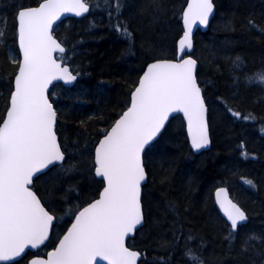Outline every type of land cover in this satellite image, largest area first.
I'll return each mask as SVG.
<instances>
[{
    "label": "trees",
    "instance_id": "obj_1",
    "mask_svg": "<svg viewBox=\"0 0 264 264\" xmlns=\"http://www.w3.org/2000/svg\"><path fill=\"white\" fill-rule=\"evenodd\" d=\"M42 1L0 0V124L20 62L17 13ZM187 1L91 0L87 17L68 19L55 31L66 48L59 59L78 81L50 92L67 158L40 176L34 190L63 224L57 229L64 231L98 198L103 182L94 176L96 145L129 107L146 66L176 57ZM213 2L216 16L207 32L196 35L194 53L212 149L194 155L184 122L176 117L146 151L145 225L129 242L142 254L140 264H264V83L254 79L264 73V0ZM118 23L131 35L117 31ZM221 186L249 218L236 232L213 199ZM56 243L51 240L34 256H45ZM189 249L199 261L186 255ZM29 256L13 264H28Z\"/></svg>",
    "mask_w": 264,
    "mask_h": 264
},
{
    "label": "snow or ice",
    "instance_id": "obj_2",
    "mask_svg": "<svg viewBox=\"0 0 264 264\" xmlns=\"http://www.w3.org/2000/svg\"><path fill=\"white\" fill-rule=\"evenodd\" d=\"M213 8L212 0H192L188 5L185 32L179 40L181 54L192 48L193 25L206 26ZM88 11L86 0H43L38 7L21 8L17 13L23 59L18 62L7 117L0 124V262L5 264L49 237L54 217L29 185L37 173L64 160L54 131L56 112L46 95L49 85L55 80L76 79L54 58V53L63 54L65 48L53 37L52 26L64 13L82 16ZM119 11L117 3L116 13ZM115 27L131 35L123 24ZM195 68L196 61L191 58L156 62L147 68L131 95V106L95 150V175L102 178L103 191L75 217L46 264H97V258L107 264H137L140 253L126 247L125 241L144 222L141 186L146 172L141 154L146 145L173 113H183L186 118L194 149L209 144L206 107ZM254 79L264 83V73H257ZM216 196L231 232H236L247 220L245 212L228 199L224 189ZM186 255L199 261L191 249Z\"/></svg>",
    "mask_w": 264,
    "mask_h": 264
},
{
    "label": "water",
    "instance_id": "obj_3",
    "mask_svg": "<svg viewBox=\"0 0 264 264\" xmlns=\"http://www.w3.org/2000/svg\"><path fill=\"white\" fill-rule=\"evenodd\" d=\"M89 1L90 0H86V2L88 3V5H89V11L87 12V13H84L82 16H75L73 13H64L62 16H61V18H60V20H58V21H56L54 24H53V26H52V35H53V37L60 43V41L55 37V31H56V29L65 21V20H67V19H70V18H75V19H81V18H85V17H87L89 14H90V11H91V6H90V4H89ZM43 2V1H42ZM41 2V3H42ZM192 2V0H188L187 1V4H186V6H185V8H184V11H183V15H182V30H183V33H182V36L180 37V39H182L183 38V35H184V32H185V25H184V13L187 11V9H188V5L190 4ZM40 3V4H41ZM212 3H213V5H214V8H213V13L211 14V16L209 17V21H208V24L205 26V25H200L199 24V22H197L196 24H194L193 25V29H192V33H191V41H192V48L190 49V50H185V53L184 54H181L180 52H179V40H178V42H177V49H176V57L174 58V59H157V60H154V61H152V62H150L147 66H146V68H145V70H144V72H143V74H142V76H141V78L143 77V75H144V73L147 71V68L151 65V64H153V63H156V62H163V61H168V62H179V61H181L182 59H186V58H191V59H194L195 61H196V68H195V76H196V79H197V84H198V86L200 87V89H201V95H202V98H203V100H204V103H205V107H206V113H205V119H206V123H207V132H208V139H209V144H208V146L206 147V148H202V149H200V150H196V149H194L193 147H192V139H191V135L189 134V131H188V123H187V120H186V118H184V116H183V113H173V114H171L170 116H169V118H168V120L165 122V125H164V127H163V129H161V131H160V133L155 137V139L154 140H152L150 143H149V145H146V147H145V150H144V152L141 154V158H142V164H143V166H144V169H145V172H146V180L142 183V186H141V205H142V213H143V217H144V210H143V204H142V198H143V188L147 185V183H148V174H147V171H146V168H145V165H144V155H145V152L147 151V149L148 148H150L156 141H158L159 139H160V137L162 136V134H163V132L165 131V129H166V127L168 126V124L170 123V121L174 118V117H177V116H180L182 119H183V121H184V125H185V130H186V134H187V139H188V142H189V146H190V148H191V151L193 152V154L194 155H200V154H202V153H204V152H208V151H210L211 149H212V139H211V132H210V125H209V108H208V106H207V103H206V101H205V98H204V94H203V90H202V87L200 86V84H199V81H198V77H197V72H198V68H199V63L197 62V60L193 57V55H194V53H195V37H196V35L200 32V33H205V32H207L208 31V29H209V27H210V25H211V23H212V21L214 20V18H215V16H216V6H215V4H214V2H213V0H212ZM39 4V5H40ZM38 5V6H39ZM38 6H36V7H38ZM26 9V8H25ZM17 31H18V20H17ZM61 46L62 47H64L62 44H61ZM65 48V47H64ZM18 50H19V55H20V62H22V59H23V57H22V53L20 52V49H19V40H18ZM65 52H66V49H65ZM65 53H63V54H60V53H54L53 55H54V58H56L57 59V55H64ZM57 62L58 63H61V67H67L68 69H69V73L71 74V75H74L75 77H76V79L75 80H73V81H70V82H66L65 80H55V81H53L50 85H49V88H48V90H47V93H46V95H48V98H49V95H50V92H51V89L55 86V85H57V84H63L65 87H67V88H72L76 83H77V81H78V76L74 73V71L71 69V67L70 66H68V65H64L63 63H62V61H60V60H58L57 59ZM140 78V79H141ZM14 82H15V78H14ZM139 86V82H138V84H137V86L136 87H138ZM135 90V89H134ZM13 91H14V83H13ZM134 92V91H133ZM132 92V93H133ZM132 95V94H131ZM49 102L50 103H52L51 102V100H50V98H49ZM52 105H53V109H54V111L56 112V109H55V106H54V104L52 103ZM131 106V100H130V105H129V107ZM9 107H10V101H9ZM128 107V108H129ZM127 108V109H128ZM127 109L125 110V111H127ZM124 111V112H125ZM122 115V114H121ZM6 117H7V112H6V114H5V118L4 119H6ZM121 117V116H120ZM119 117V118H120ZM118 118V119H119ZM116 123V122H115ZM115 125V124H114ZM113 125V126H114ZM56 126H57V112H56V122H55V126H54V131L56 132ZM112 126V127H113ZM111 127V128H112ZM111 128L107 131V132H110V130H111ZM56 135H57V141H58V143H59V145H60V148H61V151H62V153L64 154V160H63V162H57V163H54L53 165H49V167H48V169H45L43 172H41V173H37L36 174V176H34V178H33V183L31 184V185H29V188L32 190V191H34V189H33V187H34V183H35V181L40 177V176H42V175H44V174H46L48 171H50L52 168H54V167H56V166H59V165H62L65 161H66V158H67V156H66V154L64 153V151H63V149H62V146H61V143H60V141H59V136H58V134H57V132H56ZM106 135V134H105ZM105 135L100 139V141L101 140H103L104 139V137H105ZM100 141L98 142V144H97V146H96V148L99 146V143H100ZM96 148H95V150H96ZM94 163H95V151H94ZM94 176L96 177V179L97 180H100V181H102V178H100V177H97L96 175H95V171H94ZM103 182V181H102ZM105 186V184H104V182H103V187ZM220 189H224L226 192H227V195H228V199H230L233 203H235L242 211H244L245 212V214H246V216H247V220L245 221V222H243L241 225H239L238 226V229H239V227H241V226H243V225H246L247 223H248V221H249V218H248V215H247V213H246V211L236 202V201H234L233 200V198H232V196H231V193H230V190H229V188L228 187H220V188H218L216 191H215V193H214V202H215V204H216V208H217V210H218V212L220 213V215L222 216V218L228 223V225H230V222L227 220V217L224 215V211H223V209H221L220 208V205H219V203L217 202V196H216V193L220 190ZM103 191V188L101 189V191H100V193ZM34 193H36L35 191H34ZM100 193H99V196H100ZM37 194V193H36ZM99 196H98V198H99ZM37 197H38V199H39V196H38V194H37ZM97 198V199H98ZM97 199H95V200H97ZM40 200V199H39ZM95 200L93 201V202H95ZM41 201V200H40ZM42 203V202H41ZM92 203V202H91ZM42 205H43V203H42ZM89 205V204H88ZM88 205H86L85 207H87ZM44 206V205H43ZM45 207V206H44ZM84 207V208H85ZM84 208H82L80 211H82ZM45 210L46 211H48L47 210V208L45 207ZM79 211V212H80ZM49 212V211H48ZM79 212H78V214L76 215V216H78L79 215ZM49 214L50 215H52L50 212H49ZM54 217V216H53ZM75 222V219L73 220V222L71 223V225L68 227V229H67V231L65 232V234L60 238V240H62L63 239V237L67 234V232L70 230V228H71V226H72V224ZM55 223H56V218L54 217V219H53V223H52V226H51V228H50V230H49V237H48V239L42 244V245H40L39 247H37V248H35V249H26L25 250V253H23L22 255H21V257H18L15 261H12V262H6V264H13V263H15V262H18V261H20V260H22L28 253H35V252H37V251H39L41 248H43L47 243H48V241L50 240V238H51V236H52V233H53V229H54V225H55ZM145 225V218H144V222H143V224L142 225H140V226H138L137 227V229L134 231V233L133 234H131L129 237H127L126 238V241H125V246L126 247H128L130 250H133V249H131L129 246H128V241H130L131 239H133L135 236H136V234H137V232L143 227ZM59 240V241H60ZM59 247V242L57 243V245H56V247L53 249V250H51V251H49L48 253H47V255L45 256V257H41V256H35V257H32L30 260H29V262H28V264H33V262L34 261H43V262H45V264H46V262H47V260H48V258H49V255H50V253H52V252H54L55 250H56V248H58ZM133 251H136V250H133ZM138 252V251H137ZM138 253H140V252H138ZM141 260H142V255H141V253H140V257H139V259H138V261H137V264H140V262H141ZM0 264H5V262H0ZM97 264H107V261H100L99 260V258H97Z\"/></svg>",
    "mask_w": 264,
    "mask_h": 264
},
{
    "label": "flooded vegetation",
    "instance_id": "obj_4",
    "mask_svg": "<svg viewBox=\"0 0 264 264\" xmlns=\"http://www.w3.org/2000/svg\"><path fill=\"white\" fill-rule=\"evenodd\" d=\"M106 133H107V132H106ZM106 133H105V134H106ZM221 187H226V186H221ZM218 188H220V187H218ZM218 188H217V189H218ZM217 189H216V190H217ZM216 190H215V191H216ZM215 191H214V193H215ZM213 199H214V194H213ZM57 224H58V222H56V224H55V226H54L51 240H53V238H54V236H55V232H56V230H57ZM70 224H71V223H70ZM67 228H68V227H67ZM67 228L64 230V232L62 233V235L60 236V238H61V237L64 235V233L67 231ZM60 238L58 239V241L60 240ZM58 241H57V242H58ZM56 244H57V243H56ZM46 246H47V245H46ZM46 246H45V247H46ZM28 254H29V253H28ZM28 254H27V255H28ZM35 254H37V253H30L29 259L32 258ZM27 255H26V256H27ZM26 256H25V257H26ZM42 256H43V255H42ZM28 261H29V260H28Z\"/></svg>",
    "mask_w": 264,
    "mask_h": 264
},
{
    "label": "rangeland",
    "instance_id": "obj_5",
    "mask_svg": "<svg viewBox=\"0 0 264 264\" xmlns=\"http://www.w3.org/2000/svg\"><path fill=\"white\" fill-rule=\"evenodd\" d=\"M47 202H48L49 206L52 205V201L47 200ZM51 207H53V206H51ZM58 215L60 216L59 213H58ZM61 226H63V224L60 222V223L58 224V228L61 227ZM57 230H58V231H57ZM57 230H56V232H55V236H54V238H53L54 241H58V239L60 238V236H61L62 233L64 232V231L61 230V229H57Z\"/></svg>",
    "mask_w": 264,
    "mask_h": 264
},
{
    "label": "bare ground",
    "instance_id": "obj_6",
    "mask_svg": "<svg viewBox=\"0 0 264 264\" xmlns=\"http://www.w3.org/2000/svg\"><path fill=\"white\" fill-rule=\"evenodd\" d=\"M189 143V142H188Z\"/></svg>",
    "mask_w": 264,
    "mask_h": 264
}]
</instances>
